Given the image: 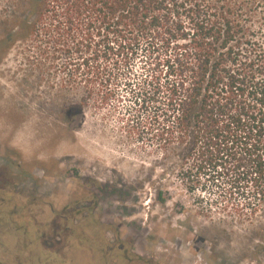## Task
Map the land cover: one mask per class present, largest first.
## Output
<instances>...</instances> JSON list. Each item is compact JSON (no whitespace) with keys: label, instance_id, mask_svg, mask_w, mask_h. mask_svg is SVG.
<instances>
[{"label":"rangeland","instance_id":"rangeland-1","mask_svg":"<svg viewBox=\"0 0 264 264\" xmlns=\"http://www.w3.org/2000/svg\"><path fill=\"white\" fill-rule=\"evenodd\" d=\"M37 8L0 0V264H264V199L183 176L194 161L165 112L176 45L143 52L107 94L70 53L41 57L23 30Z\"/></svg>","mask_w":264,"mask_h":264},{"label":"trees","instance_id":"trees-1","mask_svg":"<svg viewBox=\"0 0 264 264\" xmlns=\"http://www.w3.org/2000/svg\"><path fill=\"white\" fill-rule=\"evenodd\" d=\"M35 2V19L23 30L34 35L41 57L53 61L58 51L70 53L107 94V85L128 78L143 52L155 58L159 49L176 45L181 81L170 89L165 112L172 139L187 146L181 158L194 161L185 180L221 178L234 191L249 187L254 198L264 199V46L254 25L264 24L259 2Z\"/></svg>","mask_w":264,"mask_h":264},{"label":"flooded vegetation","instance_id":"flooded-vegetation-1","mask_svg":"<svg viewBox=\"0 0 264 264\" xmlns=\"http://www.w3.org/2000/svg\"><path fill=\"white\" fill-rule=\"evenodd\" d=\"M5 159V157L3 158ZM94 212V210H92L90 208V205L89 204H81V203H76L75 206H74V209L72 210V214H77L79 217H81L82 215H87L88 213H91V212ZM76 219V218H75ZM79 228V227H78ZM152 260H154L153 258H151ZM160 260L164 261V259H161ZM158 262V261H157ZM192 264H198L197 262L195 263H192Z\"/></svg>","mask_w":264,"mask_h":264}]
</instances>
